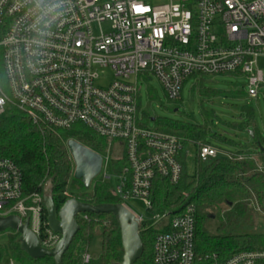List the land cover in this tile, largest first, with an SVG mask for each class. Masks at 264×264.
Segmentation results:
<instances>
[{
	"label": "built area",
	"instance_id": "1",
	"mask_svg": "<svg viewBox=\"0 0 264 264\" xmlns=\"http://www.w3.org/2000/svg\"><path fill=\"white\" fill-rule=\"evenodd\" d=\"M262 60L264 0H0V126L18 112L38 127H83L107 143L93 152L103 160L102 181L114 171L111 196L126 208L129 199L143 200L153 211L156 179L181 180L183 145L145 123L140 78L155 79L172 102L191 78H246L254 100L264 84ZM219 155L211 145L199 150L202 160ZM43 200L24 194L19 167L0 154V218L28 221L50 250L61 237L47 226ZM135 216L160 231L154 264H264V251L199 259L193 205L165 211L150 228Z\"/></svg>",
	"mask_w": 264,
	"mask_h": 264
},
{
	"label": "trees",
	"instance_id": "2",
	"mask_svg": "<svg viewBox=\"0 0 264 264\" xmlns=\"http://www.w3.org/2000/svg\"><path fill=\"white\" fill-rule=\"evenodd\" d=\"M207 91L204 94L211 93ZM212 116L213 114H206V120ZM247 117L248 123L235 122L230 126L238 132L253 130L250 133L253 150H242L230 157L219 156L208 160L199 157L201 146H213L211 141H214L236 147L237 142L213 131L207 121L204 125L165 120L157 122L159 130L175 135L182 141V176L177 185L157 178L152 206L164 212L187 205L194 206L197 220L196 253L204 262L214 257L223 262L243 251H264V234L238 233L246 216L257 209L264 214V136L255 125L253 111H248ZM72 140L96 152H102L107 147L104 140L83 127L72 131L38 127L18 112L2 120L0 126V154L19 167L26 196H44L52 190L58 210L72 199L93 206L121 204L111 196L112 188L107 181H96L91 189H86L81 181L75 179V166L68 150V143ZM190 146L196 148L193 175L187 172ZM116 167L118 169L119 165ZM44 213L47 221L45 208ZM219 215L216 228L210 230L209 223ZM77 222L79 232L63 257L62 264H84L82 256L89 253L98 228L102 229L101 255L88 264L123 262L120 227L113 215H83L77 218ZM6 233L7 251L14 261L20 264H55L52 258L31 259L21 251L20 244L17 243L19 235L14 231ZM159 233L157 229L141 227L144 252L135 264H154L153 244ZM5 255L4 247L0 245V262L5 259Z\"/></svg>",
	"mask_w": 264,
	"mask_h": 264
},
{
	"label": "rangeland",
	"instance_id": "3",
	"mask_svg": "<svg viewBox=\"0 0 264 264\" xmlns=\"http://www.w3.org/2000/svg\"><path fill=\"white\" fill-rule=\"evenodd\" d=\"M261 68L264 71V60L261 61ZM138 85L140 88V108L145 114V123L150 129L157 128V122L161 120L193 125H204L207 121L213 131L236 141L238 144L236 147H230L223 143L211 141L213 146L222 151L220 152L222 154L235 153L238 150L253 149L250 134L253 130L238 132L232 129L230 125L235 122L239 124L248 123L247 112L253 111L255 125L260 134L264 136V84L258 98L253 100L248 97L246 78L235 76H221L203 80L191 78L184 84L181 99L177 102L169 101L160 84L153 78H140ZM206 90L211 93L204 94ZM206 114H213V116L206 120ZM240 115L243 117L240 118ZM195 159L196 148L190 146L187 156L189 175L194 174ZM108 177L111 178L108 183L113 190L116 187L114 171H108ZM96 181H102V175L91 184L89 189L93 187ZM125 205L132 213L142 218L146 228L152 227L154 218L164 213L158 208L150 211L147 203L140 199H129L125 201ZM219 219L220 215L209 223L210 230L213 231L216 228ZM101 233L102 229L98 228L96 237L89 248L88 254L92 259H98L101 255ZM238 233L240 235L264 234V214L257 209L254 213L246 216ZM7 234H0V245L5 249V259L10 258L6 247ZM16 264L20 263L16 262Z\"/></svg>",
	"mask_w": 264,
	"mask_h": 264
},
{
	"label": "water",
	"instance_id": "4",
	"mask_svg": "<svg viewBox=\"0 0 264 264\" xmlns=\"http://www.w3.org/2000/svg\"><path fill=\"white\" fill-rule=\"evenodd\" d=\"M154 122V120H152ZM68 150L75 166V179L82 182L86 189L100 176L102 157L76 141L68 143ZM52 190L44 195V208L47 226L61 239L53 249H45L39 239L30 231L28 221L22 222L18 217L0 218V234L14 231L19 235L17 243L20 249L33 260L52 258L55 264H62L63 257L68 252L75 236L79 232L77 218L83 215H113L118 222L124 250L121 264H135L144 252L140 236L139 219L124 205L102 204L93 206L77 200L67 201L58 210L54 203Z\"/></svg>",
	"mask_w": 264,
	"mask_h": 264
},
{
	"label": "crops",
	"instance_id": "5",
	"mask_svg": "<svg viewBox=\"0 0 264 264\" xmlns=\"http://www.w3.org/2000/svg\"><path fill=\"white\" fill-rule=\"evenodd\" d=\"M239 78V77H238ZM236 146H238V144L236 145ZM214 147V146H213ZM231 147V146H230ZM216 148V147H215ZM250 150H253V149H250ZM239 151H242V150H238L237 152H239ZM220 152H222V151H219V153ZM237 152H235V153H228V154H222V153H220L221 154V156L222 157H228V156H231V155H234V154H236Z\"/></svg>",
	"mask_w": 264,
	"mask_h": 264
}]
</instances>
